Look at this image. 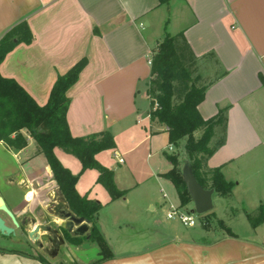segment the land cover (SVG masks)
<instances>
[{"label":"crops","instance_id":"crops-1","mask_svg":"<svg viewBox=\"0 0 264 264\" xmlns=\"http://www.w3.org/2000/svg\"><path fill=\"white\" fill-rule=\"evenodd\" d=\"M20 21L26 22L33 40L18 44L5 56L0 76L13 79L37 105L46 103L58 75L86 59L78 80L66 92L70 99L66 121L73 137L111 134L119 123L126 128L127 121L138 114L136 95L148 102V56L165 35L181 33L196 58L199 83L206 86L198 113L209 119L226 109L224 132L215 128L212 145L222 133L224 142L206 162L233 183L230 206L223 211L233 208L232 204L253 203L255 209L264 204V0H0V37ZM148 112L149 108L147 118ZM162 133L167 138L165 130ZM152 136L144 139L150 142ZM27 140L20 151L0 143V189L7 187L10 195L8 202L0 197L18 228L23 217L38 216L37 210L45 214L48 205L65 203L44 157L34 141L28 136ZM109 151L113 158H121L116 143ZM101 153L96 160L113 173L116 188L122 190L115 169L121 168L123 159L115 168L100 159ZM162 174L154 171L152 176L160 180ZM121 202H110L109 197L98 201L97 229L113 257L97 264H264V243L239 240L232 231L235 238L212 234L208 240L204 230L199 239L165 229L163 238H158L153 221L121 237L125 230L116 213ZM104 206L109 208L108 217ZM56 223L61 222L56 219ZM85 242L88 249L81 248ZM4 249L0 247V264H43ZM91 249L98 252L94 243L83 239L62 249L56 264H92L99 259L98 253L95 258L78 253Z\"/></svg>","mask_w":264,"mask_h":264},{"label":"trees","instance_id":"trees-1","mask_svg":"<svg viewBox=\"0 0 264 264\" xmlns=\"http://www.w3.org/2000/svg\"><path fill=\"white\" fill-rule=\"evenodd\" d=\"M32 40L33 36L25 21L13 25L0 37V63L18 44L28 45ZM85 66L86 59L83 58L66 73L58 75L42 106L37 105L13 79L0 76V143L6 149L20 151L27 146V136L34 141L68 209L74 216L88 220V241L98 247L99 255V259L92 264H97L111 259L113 255L97 229L101 204L77 193L75 186L78 177L86 170L96 171L95 182L107 192L110 202L122 199L126 190L116 188L113 173L95 158L98 153L115 148L112 135L108 131H102L85 137H73L69 132L66 112L70 99L66 92L76 83ZM199 80L196 58L192 56L182 34L172 37L165 35L151 54L145 94L149 105V121L164 127L168 147L173 152L176 150L175 153L164 154L171 169L160 177L171 183L177 195L179 209L191 203L181 178L180 166L183 161L177 153L179 150L190 163L192 174L202 188L212 189L213 195L221 198L230 197L233 188V183L224 180L219 168L209 169L206 166L207 160L224 142L222 133L215 145H212L215 128L220 127L224 132L226 109L219 110L209 119L200 116L197 106L204 99L206 86L200 85ZM54 149H60L79 160L80 171L77 175H72L60 164ZM244 215L251 228L262 225L264 204L257 207L255 215L245 211ZM217 223L229 237H236L221 221ZM83 239L74 238L72 243L78 245ZM25 255L49 264L42 257Z\"/></svg>","mask_w":264,"mask_h":264},{"label":"rangeland","instance_id":"rangeland-1","mask_svg":"<svg viewBox=\"0 0 264 264\" xmlns=\"http://www.w3.org/2000/svg\"><path fill=\"white\" fill-rule=\"evenodd\" d=\"M205 82V81H203ZM135 106L138 109V114L134 116L132 120L127 121V127L121 128L119 126L114 127L112 130L113 138L115 143L118 145L121 152V158L124 164L121 165L120 169L116 170V182L118 186H121L122 190H126L125 196L122 198V204L117 208L116 213L120 216V225L123 226L125 232H121L120 236L124 234L132 233L133 230L140 228L142 226H149L156 222V237L163 238V230L172 229L181 235H188L189 237L201 238L202 232L204 230L203 236L209 240L212 239L213 235L217 236H228L223 230L218 226V221H221L225 226L229 227L231 231L236 234L239 240L247 241L253 240L254 242L264 243V223L260 225L256 230L252 229L248 224L245 215L242 212V207L250 215L256 214V209L253 203H243L242 205H233V208H228L226 213H224L223 208L225 206H230L229 197L221 198L217 195H213L212 199L214 202L213 209L209 212L210 215H192L196 224L193 227H183L181 223L177 220H167L165 218V213L168 210L169 205L174 208H178L179 202L177 195L171 185L165 179L157 180L153 175L155 171L157 174L165 173L171 169V166L166 162L164 154L175 153L176 150H169L167 148V138L162 133L164 129L156 122L150 123L147 118L148 102L143 98L141 94L135 97ZM138 117V119H136ZM131 121V123H130ZM136 121V122H134ZM145 131V132H144ZM153 134L152 140L150 142L144 139L146 136ZM143 141L141 143L140 140ZM129 150L127 154H122V152ZM27 152L31 151L28 147ZM180 159L183 163L186 161L183 158V153L179 150ZM55 155H58V160L60 164L69 169L72 175H77L80 170L79 160L72 155L65 154L60 149H55ZM41 159H43L41 157ZM100 159L105 164H112L115 168H118L115 157L113 158L112 151H103L101 153ZM42 161V160H41ZM45 162V161H44ZM43 162V163H44ZM181 164V168L183 166ZM11 165L13 163L11 162ZM46 173L49 174L48 170ZM85 172V173H84ZM77 180L75 189L77 193L81 196L85 195L87 198L104 202L107 199V192L98 184L95 183L96 171L86 170L84 171ZM167 196L165 202L162 199V194ZM0 194L8 202L7 198L9 195L7 187H2L0 189ZM253 204V206H252ZM154 210L151 211L150 207ZM259 206V205H258ZM215 207V208H214ZM103 212L108 215L110 212L109 208L103 207ZM193 208L192 203L188 204L186 207L179 209L183 213H188ZM238 209L235 211V209ZM216 213V214H215ZM2 218L6 221L7 225H12L10 219L5 215L1 214ZM50 219L56 222V218L52 215H45V225H50ZM127 219V221H125ZM14 234L4 241L0 238V247L5 248L4 250L15 251L17 253H25L28 255H39V252H33L26 248L24 244L25 236L21 228L13 227ZM160 233V234H159ZM213 234V235H212ZM131 236V234H129ZM138 237V234L134 238ZM138 239V238H137ZM87 255H91L94 258L97 256V249H91L84 252ZM43 259L49 264H56V258H50L46 256ZM67 261V260H66ZM70 263V262H69ZM71 264V263H70Z\"/></svg>","mask_w":264,"mask_h":264},{"label":"water","instance_id":"water-1","mask_svg":"<svg viewBox=\"0 0 264 264\" xmlns=\"http://www.w3.org/2000/svg\"><path fill=\"white\" fill-rule=\"evenodd\" d=\"M13 42H16L14 40ZM181 178L183 184L186 188V191L190 197L193 208L190 210V214L202 216L209 213L213 209L212 197L214 191L212 189H204L202 188L198 182L195 180L191 166L188 161H184L183 166L181 168ZM61 196V195H60ZM62 198V197H61ZM63 199V198H62ZM56 219H58L61 223L58 225L59 228H62L74 238H84L85 241L89 239V222L81 217L74 216L71 211L68 209L66 203L56 205ZM4 214L8 219H10L13 227H18V224L15 220L14 215L11 211L6 207L4 201L0 197V214ZM12 226L6 225L5 221L0 216V235L4 237H8L14 234V228ZM50 229L45 226H36L34 229L28 232V236L32 240H37L40 233V240L43 243H50L51 240L47 236V232ZM57 234V230H56ZM61 245L63 244V240L59 237ZM82 249H88L89 244L87 242L81 244Z\"/></svg>","mask_w":264,"mask_h":264},{"label":"flooded vegetation","instance_id":"flooded-vegetation-1","mask_svg":"<svg viewBox=\"0 0 264 264\" xmlns=\"http://www.w3.org/2000/svg\"><path fill=\"white\" fill-rule=\"evenodd\" d=\"M48 209L45 211V214L40 213L39 210L36 211V213H39L38 216H33V215H28L23 217L22 221H21V229L24 233L25 236V241L24 244L26 245V248L29 250H32L33 252L37 251L39 252V255L41 256H46V257H50L52 258H56V256L58 254L61 253L62 249L69 247V246H74L77 244H73L72 243V239H74V237H72L71 235H69L68 233H66V231L62 228L58 227V223H56L55 221H53L52 219H50V225H45V215H52V217L56 218V210L57 207L56 206H52L48 205ZM43 214V215H42ZM45 226L48 227L50 229L49 232H47V236L50 238L51 242L50 243H43L40 240V237L42 233L39 234L38 239L37 240H32L29 236H28V232L31 231L32 229H34V227L36 226ZM56 230H57V234H56ZM59 237L63 240V244L61 245ZM0 238L3 239L4 241H7L8 239L5 238L4 236L0 235ZM38 253L37 255H33V256H39ZM44 258V257H42Z\"/></svg>","mask_w":264,"mask_h":264},{"label":"built area","instance_id":"built-area-1","mask_svg":"<svg viewBox=\"0 0 264 264\" xmlns=\"http://www.w3.org/2000/svg\"><path fill=\"white\" fill-rule=\"evenodd\" d=\"M146 63L148 66L151 65V54L148 56ZM156 105H154V108ZM169 150H172L171 147H168ZM116 159V162L118 164L122 163V159L120 157H117V155L114 156ZM162 199L166 200L167 196L163 193L162 194ZM165 218L167 220H177L183 227H193L196 222L192 216V214L188 213H183L179 211L178 208H174L172 205H169L168 210L165 213Z\"/></svg>","mask_w":264,"mask_h":264}]
</instances>
